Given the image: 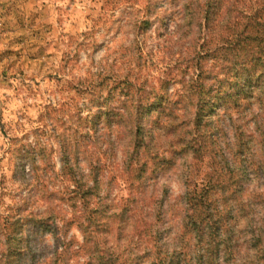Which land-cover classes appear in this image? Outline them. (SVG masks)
<instances>
[{
	"label": "trees",
	"instance_id": "16d2710c",
	"mask_svg": "<svg viewBox=\"0 0 264 264\" xmlns=\"http://www.w3.org/2000/svg\"><path fill=\"white\" fill-rule=\"evenodd\" d=\"M142 1L126 12L130 43L41 116L57 146L41 128L12 140L28 196L2 212L0 193V264H264V0ZM167 22L178 50L160 69L141 45ZM90 34L69 36L63 64ZM175 175L185 191L170 204L157 187Z\"/></svg>",
	"mask_w": 264,
	"mask_h": 264
},
{
	"label": "rangeland",
	"instance_id": "374dc122",
	"mask_svg": "<svg viewBox=\"0 0 264 264\" xmlns=\"http://www.w3.org/2000/svg\"><path fill=\"white\" fill-rule=\"evenodd\" d=\"M134 1L0 0V193L6 203L1 206L2 212L13 203V197L18 201L28 196L25 189L19 188L20 178L14 176L9 152L12 140L29 136V142L35 141L33 131L46 130L39 120L48 107L58 106L67 94L74 95L72 88L77 87L76 81L87 76L89 70L106 64L109 51L122 43H130L132 28L127 25L126 12ZM174 30L175 24L154 23L142 41L143 52L149 59L153 58L160 69L170 65L178 50L177 35L169 37L167 34ZM83 32H91L87 45L78 57L70 48L71 62L63 64L69 36ZM89 43L95 46L91 48ZM56 119L57 114H52L47 115L46 120L57 122ZM46 133L43 140L48 141L49 148L54 144L56 147L57 140L49 141L50 133L48 130ZM116 151L117 156L110 158L114 165L106 179V191L109 197L118 200L127 196L128 191L118 178L123 154L119 148ZM184 191L185 186L177 175L169 180L160 179L157 187V195L170 204H174ZM33 197V208L43 210L44 204L36 202L37 195ZM175 223L178 224L179 219ZM71 235L81 240L77 229H73ZM53 247L54 240L48 236L42 247L44 256Z\"/></svg>",
	"mask_w": 264,
	"mask_h": 264
}]
</instances>
